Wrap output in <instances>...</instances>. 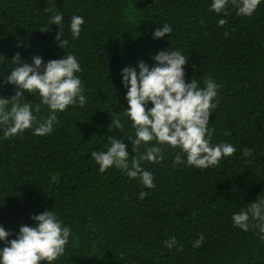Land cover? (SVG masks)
Here are the masks:
<instances>
[{"label":"trees","instance_id":"trees-1","mask_svg":"<svg viewBox=\"0 0 264 264\" xmlns=\"http://www.w3.org/2000/svg\"><path fill=\"white\" fill-rule=\"evenodd\" d=\"M210 4L0 0V75L15 66L11 58L17 52L27 63L33 56L46 63L65 52L80 62L77 75L88 100L84 107L57 113L48 136L28 129L5 138L0 131V226L12 233L8 239L20 225L35 226L30 216L51 210L71 229L65 253L53 264H264L257 230L234 228L231 219L258 195L264 197V3L251 17L237 16L231 3L227 15L216 14ZM56 11L63 14L69 40L64 50L54 39L57 26L41 31ZM73 15L85 21L75 40L68 32ZM221 18L227 20L223 27ZM165 23L173 31L153 40L152 31ZM168 48L188 58L186 82L195 79L202 87L211 77L219 85L209 117L211 143H230L236 152L218 166L198 169L175 165L179 149L161 146L160 164L142 162L154 176L155 187L147 189L118 169L100 173L91 152L106 150L108 136L134 138L130 127L111 123L126 120L120 71L141 60L151 67L152 57ZM13 94L11 85L0 84V96ZM23 99L33 101L34 110L39 104L30 94ZM34 115L46 119V107ZM124 143L135 155L130 141ZM245 147L253 157H243ZM141 191L147 192L144 199ZM199 235L204 242L197 248ZM173 237L176 246L169 249L165 242Z\"/></svg>","mask_w":264,"mask_h":264},{"label":"clouds","instance_id":"clouds-1","mask_svg":"<svg viewBox=\"0 0 264 264\" xmlns=\"http://www.w3.org/2000/svg\"><path fill=\"white\" fill-rule=\"evenodd\" d=\"M236 9L237 16L251 17L264 0H211L209 11L224 13L229 4ZM51 13L52 10L49 9ZM64 17L59 11L49 16L48 24L41 31L49 30L50 25L57 26L54 37L57 46L64 50L69 40L64 38ZM82 16L73 15L68 24L71 39L80 37ZM226 19H219L218 26L223 27ZM173 31L171 25L152 31L153 40H158ZM227 35V33H225ZM0 58H4L0 55ZM154 63L149 67L144 61H137L135 66L123 67L120 71L121 84L126 89L124 99L125 123L118 119L111 121L116 129L128 126L134 130V138L108 136L104 151L91 152V159L98 165V171L104 173L110 168L120 170L131 180H137L144 188L155 187L153 173L142 167V162L160 164L164 156L161 146L179 149L175 156V165H187L198 169H209L218 166L225 157H230L236 148L225 142L211 143L213 129L209 127V117L216 108V97L219 85L211 77L203 80V86L195 79L185 80L184 66L188 58L180 50L159 51L152 57ZM15 65L5 75H0V84L11 85L14 94L9 97L0 96V131L5 138H12L31 129L36 136H48L54 131L57 113L71 107H84L88 100L84 95L80 77V62L72 55H64L59 59L46 63L40 56H33L31 63L22 61L17 52L11 58ZM25 94L39 98L41 105L48 112L47 118L37 120L34 115L33 101H25ZM151 105L149 107L148 105ZM129 122H131L129 126ZM132 145L135 155L130 156L124 140ZM143 153L139 152L142 146ZM243 157H253L251 148L242 150ZM147 192L141 191L139 198L144 199ZM35 226L20 225L14 239H8L11 232L0 226V264H53L66 251L71 229L64 226L53 211H44L30 216ZM232 226L244 232L257 230L264 240V197L257 196L246 208L234 213ZM204 236L199 235L194 247H200ZM166 247L176 246L175 237L166 241Z\"/></svg>","mask_w":264,"mask_h":264}]
</instances>
